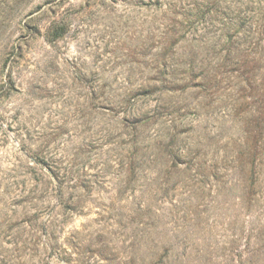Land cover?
<instances>
[{"label": "rangeland", "instance_id": "1", "mask_svg": "<svg viewBox=\"0 0 264 264\" xmlns=\"http://www.w3.org/2000/svg\"><path fill=\"white\" fill-rule=\"evenodd\" d=\"M0 264H264V0H0Z\"/></svg>", "mask_w": 264, "mask_h": 264}]
</instances>
